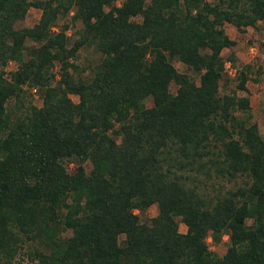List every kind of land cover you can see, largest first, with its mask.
<instances>
[{
	"label": "trees",
	"instance_id": "obj_1",
	"mask_svg": "<svg viewBox=\"0 0 264 264\" xmlns=\"http://www.w3.org/2000/svg\"><path fill=\"white\" fill-rule=\"evenodd\" d=\"M116 2L0 0V264H264V138L235 92L251 65L219 93L223 26L255 28L264 0ZM212 177L233 185L209 196Z\"/></svg>",
	"mask_w": 264,
	"mask_h": 264
},
{
	"label": "rangeland",
	"instance_id": "obj_2",
	"mask_svg": "<svg viewBox=\"0 0 264 264\" xmlns=\"http://www.w3.org/2000/svg\"><path fill=\"white\" fill-rule=\"evenodd\" d=\"M120 0H117V4ZM40 11L36 8L30 7L25 15V17L18 21L15 26H30L39 17ZM61 22L67 23L69 25L68 33H71L72 37H75L76 30L80 27L78 22H72L69 16L64 17ZM60 23V22H59ZM58 23V24H59ZM224 31L228 35L230 39L235 41V44L230 48H224L221 51V55L226 58L229 54L235 58L234 62H231L225 59L224 62V77L219 83V93H228L230 90L234 88L236 84V71L239 68L240 64L248 63L251 65L252 70L249 73V77L245 83L246 92L235 90L236 94L239 96H247L249 109L247 113L251 117V121H255L259 130V133L264 138V80L263 72L264 70V21L257 22L255 28L247 27L243 31H237L232 25L225 23ZM99 54L94 52L91 47H83L81 48L76 56L75 63L77 65V71L74 75H79L81 77H87L90 74L91 67L98 61ZM171 63L179 72H187L190 74L194 80L197 82L196 76L191 73L180 61L176 59H171ZM15 63L10 61L7 63L5 70L10 71L15 68ZM58 64L55 62L52 68L53 71H56ZM175 84L170 83L169 90L171 93L175 91ZM31 102L39 106L41 101L35 90L31 89ZM70 98L73 101H77V97L71 95ZM149 105V101L146 102ZM235 115L239 117L245 116L240 111L235 112ZM72 164L69 163L67 165L68 170L70 171L72 168ZM200 178H202L200 176ZM241 178H237L236 181L240 182ZM205 182H200L198 186L200 190L209 196L216 191L223 190L224 188H229L233 185V182H228L225 180H221L219 178L212 177L211 179L204 180ZM156 214L155 205L149 206L144 212L139 213V220L144 221L146 218L151 217ZM249 223V220H247ZM178 230L183 232L185 230V226L182 223L178 224ZM69 235L70 232L67 231L65 233ZM123 235L119 236L121 240ZM207 243L209 249L214 252L215 255L221 256L226 247H227V236L223 235L220 241L217 243H213L210 237H207Z\"/></svg>",
	"mask_w": 264,
	"mask_h": 264
}]
</instances>
